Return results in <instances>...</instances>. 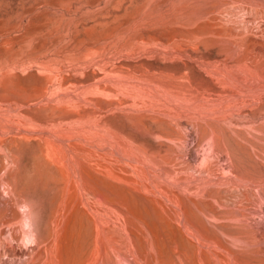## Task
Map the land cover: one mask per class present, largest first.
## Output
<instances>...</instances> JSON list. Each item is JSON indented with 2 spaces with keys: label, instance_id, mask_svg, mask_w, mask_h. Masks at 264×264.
Listing matches in <instances>:
<instances>
[{
  "label": "rangeland",
  "instance_id": "rangeland-1",
  "mask_svg": "<svg viewBox=\"0 0 264 264\" xmlns=\"http://www.w3.org/2000/svg\"><path fill=\"white\" fill-rule=\"evenodd\" d=\"M0 264H264V0H0Z\"/></svg>",
  "mask_w": 264,
  "mask_h": 264
}]
</instances>
